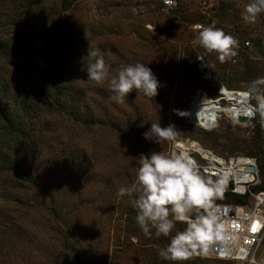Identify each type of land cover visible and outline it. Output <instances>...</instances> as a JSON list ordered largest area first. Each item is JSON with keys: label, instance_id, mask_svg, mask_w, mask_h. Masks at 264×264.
Listing matches in <instances>:
<instances>
[{"label": "rangeland", "instance_id": "1", "mask_svg": "<svg viewBox=\"0 0 264 264\" xmlns=\"http://www.w3.org/2000/svg\"><path fill=\"white\" fill-rule=\"evenodd\" d=\"M247 3L175 0L167 9L160 0H0V264H173L158 252L175 230L158 237L150 229L146 236L135 219L137 194L117 192L135 184L141 154L173 151L172 140L143 138L151 123L173 126L175 141L181 139L191 130L184 124L190 104L210 101L221 86L247 90L240 80L245 56L255 79L264 75V21L241 18ZM221 9L229 17L216 26L238 42L236 55L223 61L198 41ZM93 49L111 69L101 84L87 79ZM59 52L71 72L53 87L43 78L50 54ZM137 62L152 70L157 95L133 90L123 102L112 101L111 76ZM217 123L209 130L189 123L194 133H207L206 141L199 133L194 141L224 156L264 147L254 130Z\"/></svg>", "mask_w": 264, "mask_h": 264}, {"label": "clouds", "instance_id": "2", "mask_svg": "<svg viewBox=\"0 0 264 264\" xmlns=\"http://www.w3.org/2000/svg\"><path fill=\"white\" fill-rule=\"evenodd\" d=\"M167 7L175 5V0H163ZM264 13V0H249L241 13V18L248 23ZM216 21L202 26L198 41L209 53L215 52L223 61L228 56L236 55L238 42L234 36L216 26ZM90 62L87 65V79L103 83L110 76V66L106 63L99 49L87 50ZM203 60V58H200ZM256 81L254 83H260ZM110 99L121 103L133 91H142L147 97H155L159 82L152 70L143 63L122 65L117 75L109 81ZM176 131L173 126L162 128L159 123H151L148 131L143 133L145 140L160 143L161 140L175 141ZM139 168L136 182L132 187L118 189L117 197H133V207L137 210L136 222L146 236L169 237L175 234L165 247L160 248L158 255L164 261L179 264L199 252L206 254L212 241L223 240L226 236V222L210 209L215 199L222 198V181L212 180L201 173L196 162L184 151L164 154L152 151L138 158ZM202 212L193 214L194 210ZM171 216V218H170ZM177 222H184L183 230L176 228ZM253 264L255 261L253 260Z\"/></svg>", "mask_w": 264, "mask_h": 264}, {"label": "built area", "instance_id": "3", "mask_svg": "<svg viewBox=\"0 0 264 264\" xmlns=\"http://www.w3.org/2000/svg\"><path fill=\"white\" fill-rule=\"evenodd\" d=\"M160 1L164 8L174 7H167L163 0ZM243 45V48L250 47L248 42ZM200 69L204 68L200 66ZM259 81L261 85H264V75L259 78ZM210 101L220 106V111H215L216 123L213 127H216L217 122L223 119L233 127L251 131L257 126L264 134V94L221 86L217 90V97L210 98ZM185 118L187 123L200 126L192 123L186 114ZM239 118H245L246 121L241 123ZM174 149L187 152L202 174L211 177L214 181H222V198L215 199L216 203L210 210L216 212L226 222L225 239L212 241L206 254L197 252L192 257L198 256L201 259L234 264H253L254 260L255 264H264V253L261 251L264 243V190L253 191V188L260 186L262 182L257 159L238 154L220 156L191 139L174 141ZM235 196L247 197V200L245 203L221 201L225 197H229L230 200V197Z\"/></svg>", "mask_w": 264, "mask_h": 264}, {"label": "trees", "instance_id": "4", "mask_svg": "<svg viewBox=\"0 0 264 264\" xmlns=\"http://www.w3.org/2000/svg\"><path fill=\"white\" fill-rule=\"evenodd\" d=\"M264 14V13H262ZM228 13L225 9H221L219 14H216L214 16V18L209 19V22L211 23L212 20H215L217 23L216 25H220L222 23V20L227 21L228 20ZM237 18L239 19V17L236 16L235 21H233L234 24L238 23ZM259 19H262L264 21V17L261 16V14L258 16ZM261 27L264 28V22L263 24H260ZM243 71L241 72V77L240 80L244 81L246 83V88L247 91L251 92V93H256L257 91L263 92L264 88L260 87L259 89V84L258 83H254L256 81H258V79H255V76L258 75V73L256 72L255 69H252L253 65H252V61L245 56V58H243ZM49 61V69L47 70V74H45L44 76V81L53 86V87H57L59 85L60 82H62V80L67 77L70 72H71V65H70V60L68 58L67 55L63 54L62 52H59L57 54H50V57L48 59ZM229 87H232V85H228ZM261 86V85H260ZM219 87H217L214 91H210V95L212 96L211 98H216L217 97V90ZM0 118L1 119H5V109H4V104L3 101L0 98ZM186 127L191 128V130H189L188 132H183L184 136H188L191 137V140H194V138L192 137V135H197L198 133L201 135V138L206 141L207 138H205V135L207 134L203 129L199 128L201 131L203 132H196L194 133L195 130V126H191L190 124L184 123ZM254 138L257 140V142H259L260 140L262 141V133L259 131L258 127L255 126L254 129ZM183 136V138L181 139H185ZM193 138V139H192ZM190 139V138H189ZM255 140V141H256ZM264 141V140H263ZM213 147H215L218 143L216 142V140H211L210 141ZM233 143H231L232 145ZM202 145V144H200ZM259 144H254V147L249 151V154L245 155V156H249V157H254L257 159L258 162V167H259V172H260V176L262 179L261 185L257 186L255 188H253V191H260V190H264V147L258 146ZM243 147V145H242ZM221 148L224 150L225 146L222 145ZM236 149H240V143L237 144L236 146H230V150H236ZM217 154V153H216ZM220 156H224L222 154H219ZM231 156V155H228ZM226 157V156H225ZM247 200V197H225L223 199H221V201L223 202H227V201H233L235 203H245ZM216 203V201L213 202V204ZM202 209H198V210H194V215L198 214L199 212H202ZM171 218V216H170ZM206 260H210V259H201L198 256L196 257H190V264H197ZM214 261H218V260H214ZM221 262H225V261H221ZM230 263V262H228Z\"/></svg>", "mask_w": 264, "mask_h": 264}, {"label": "bare ground", "instance_id": "5", "mask_svg": "<svg viewBox=\"0 0 264 264\" xmlns=\"http://www.w3.org/2000/svg\"><path fill=\"white\" fill-rule=\"evenodd\" d=\"M216 110L220 111V106L218 104L212 101H203L198 104H190L187 114H185L190 117L192 123L199 124L201 127H206L204 130H209L216 123L214 119Z\"/></svg>", "mask_w": 264, "mask_h": 264}, {"label": "water", "instance_id": "6", "mask_svg": "<svg viewBox=\"0 0 264 264\" xmlns=\"http://www.w3.org/2000/svg\"><path fill=\"white\" fill-rule=\"evenodd\" d=\"M245 121H246L245 118H239V122L244 123ZM251 170H252V168H251Z\"/></svg>", "mask_w": 264, "mask_h": 264}, {"label": "snow or ice", "instance_id": "7", "mask_svg": "<svg viewBox=\"0 0 264 264\" xmlns=\"http://www.w3.org/2000/svg\"><path fill=\"white\" fill-rule=\"evenodd\" d=\"M253 230H255V225H253Z\"/></svg>", "mask_w": 264, "mask_h": 264}]
</instances>
